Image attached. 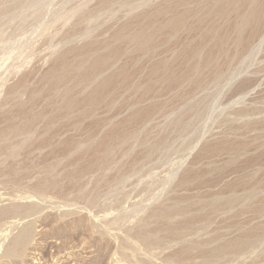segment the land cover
I'll return each instance as SVG.
<instances>
[{"label": "rangeland", "instance_id": "rangeland-1", "mask_svg": "<svg viewBox=\"0 0 264 264\" xmlns=\"http://www.w3.org/2000/svg\"><path fill=\"white\" fill-rule=\"evenodd\" d=\"M173 5L0 0V264H175L167 260L171 251L194 239L210 249L253 234L255 242L225 249L215 264H264V90L254 92V40L224 78H207L193 91H186L190 80L167 87L161 73L151 71L154 62L179 65L191 55V46L183 50L188 42L200 46V55L212 44L202 40L206 21L191 27L188 39L157 37L140 53L131 34L159 26ZM160 8L168 12L160 15ZM233 19H217V29ZM114 32L125 41L109 39ZM97 42L124 49L110 70L119 74L126 66L128 83L118 87L122 79L116 77L106 89L112 98L103 93V102L88 112L87 92L80 94L85 88H73L80 103L67 113L58 105L59 87L54 93L47 85L63 59L79 57L75 51L58 55ZM248 78L252 88L237 90ZM156 102L160 107L151 106ZM97 140L110 145L108 154L97 149ZM230 196L235 202L224 205ZM179 207L205 215L184 226L189 214L157 213ZM28 224L32 236L24 254L7 256V246ZM144 235L163 238L170 248L146 245ZM193 254L186 264L200 260L198 251Z\"/></svg>", "mask_w": 264, "mask_h": 264}, {"label": "bare ground", "instance_id": "bare-ground-1", "mask_svg": "<svg viewBox=\"0 0 264 264\" xmlns=\"http://www.w3.org/2000/svg\"><path fill=\"white\" fill-rule=\"evenodd\" d=\"M103 1H105V0H103ZM173 2H174V5H173L174 9L168 15V17L166 15L167 19L163 23H161L159 26L155 27L153 30H150V31H145L144 29L143 30L141 29L140 32L137 31L138 33L136 32V34L132 33L133 35L131 34L130 38H129V35L127 36L129 39H131V41L136 40V42L135 41L134 42L136 43V45L138 47L137 49L139 50V52L140 53L146 52L152 46V44H154L155 39H157V37L158 38L159 37L164 38L168 35H172V36L173 35H179V37H181L184 35L185 36L184 38L188 39L191 36V29H192L191 27L195 28V30H196V28H198L201 25L200 23L205 24L206 21L209 22V23L207 22V24H209V25L206 26L205 33H202L203 34L202 40L203 41L205 40L209 44L210 43H212V44L210 47L208 46L206 49H204L203 50L204 53L203 54L201 53V55H200V53H199V49H200L199 47L200 46L199 45L193 46L192 42L190 43L187 41L188 43L186 45H184L185 48L183 50L185 52L186 47L191 46L192 52H191V55L186 57L179 65L175 64L171 60H170L171 62H168L165 60L163 62L161 61L158 63L154 62V64L152 63L153 64L152 70L151 69L150 70L151 71L155 70L154 72H160L161 73L160 78L161 79L164 78V80H166V86L167 87H172L174 85H178L183 80H188V81L190 80V81H192L191 85H189L187 87L186 91H190V90L193 91L192 89L198 88L199 86L202 85L203 80L207 82V78H211L212 80L213 79L219 80L222 77L224 78V76L229 75L228 71L231 70L233 67L235 69V66L239 63L240 59H242L241 58L242 55L251 48V46L253 44V40H254V62H256V63L258 62V64L254 67V77H253L254 78V92L261 94L262 91L264 90V62H262V61H264V51H263L264 48H262V47H264V0H173ZM162 10L163 9H161L159 12L160 15L166 14V12H168V11H165V10L162 11ZM230 16H233V18H234L233 21H230L227 25H225L224 29L223 28H221L220 30H219V28L217 29L218 26L215 24L216 20L222 19V21H223V19H227ZM190 20L192 21V23H190L191 25L188 26L187 24L189 23ZM218 25H220V24H218ZM123 26H121V27H123ZM186 26L189 27L190 30H187L186 32H182ZM124 27H123V30H125ZM189 28H187V29H189ZM121 30H120V32H121ZM110 35L111 36L109 37V39H113V40H117V41L124 40L123 39L124 36H122L121 33H119V32H116V33L114 32L113 35L112 34H110ZM100 40H104V39H100ZM177 40L178 39H176V41ZM105 41L107 42L108 40H105ZM97 43H95V44H97ZM108 43H106L105 48L100 47L101 43H98L99 48H94L97 45L95 46V44L93 45L92 43L91 44L88 43V44H85L82 46L79 45L80 47H74L72 45L73 48H69L70 49L69 51H66V50L62 51L61 50V54L59 52L56 53L57 55L60 54V55H58V57L60 56V58L61 57L64 58V55L66 53L67 54L69 53L68 55H70V53L72 51H75L76 53H78V56H76V57H79V59L70 61L69 57L67 56L68 58L67 57L66 58L69 60V61H67V60H64L62 58L64 61L63 60L61 61L60 65H59L60 66L59 69H57V70L55 69V71L57 73L55 74V71H53L55 76H54V78H53V76L51 77V78H53V80H50V85H47V86H50L51 91H53L54 89L59 87V89H57V90L58 91L61 90L62 93H59V92L56 93V98L59 100V103H61V104L56 103L57 100L54 102H50V103L63 105L64 110L67 111V113H68L69 111L73 110L74 107H76L80 103L78 96H77L79 94V92H78V94L74 93L76 88H78V87L85 88L83 93L80 92V94L82 95L85 92H87L86 95L83 97V99H85L86 101L87 100L89 101L88 107L86 108V111L88 112V111L93 110L101 102H103L102 100L100 101L99 99H101V97L104 96L103 93L106 92L107 87L109 86V84L112 81L115 80L116 77H118V76L121 77L122 80L121 79L120 80L122 82L119 83L120 85H118L117 84L118 81H117V83L115 85H117L118 87H121L122 84H123V86L126 85L125 82L127 81V78H128L126 66L124 68H121L122 66L120 67L119 74L111 72V70H110V69H113L115 67L113 65V63L115 64L114 58L116 56H118L119 54H121V52L124 49L121 51L120 46L114 47L115 45L110 46ZM91 45H93L94 47L92 48ZM103 45H104V43H103ZM215 49H217V51ZM214 50L216 52H214ZM58 51H60V49ZM54 54H55V52H54ZM183 54H182V56H183ZM217 55H219L220 58H217L216 57ZM258 55H260L259 58H257ZM55 57H56V55H55ZM199 58H200V60H199ZM255 60H257V61H255ZM112 61H114V62L112 63ZM141 65H142V63H141ZM112 66H114V67L111 68ZM56 68H58V67H56ZM176 73H179V75L176 76ZM225 78H227V77H225ZM69 81H71L73 83V85H75V86H71V83L69 85ZM247 81L248 82H246L245 84L242 83V85H239L237 90L240 91L242 89L243 92L245 89L250 90L252 88L251 87L252 84H250V83H253L252 82L253 80H251V79L249 80V78H248ZM126 83H128V82H126ZM182 84H183V82H182ZM188 84L189 83L187 82V85ZM61 86H63V87H61ZM261 86H262V88H260ZM60 88H62V89H60ZM73 88H75V90ZM50 90L48 92H50ZM125 90H126V87H125ZM247 90H246V92H247ZM148 91L149 92L151 91L150 87H149ZM46 92H47V90H46ZM51 94H52V92H51ZM80 94H79V96H80ZM183 94L185 95L186 93H183ZM108 95L110 98H112L111 97L112 93L108 94ZM51 97H52V95H51ZM52 98H51V100L53 101ZM98 100L100 101V103L98 102ZM78 101H79V103H78ZM82 101L83 100L81 99V102ZM106 103H107V101H106ZM125 105H123V106H125ZM159 105H160V103L156 102V103H153L151 106L158 108ZM64 110H62V112ZM132 111H134V110L132 109ZM256 112H257V110H256ZM39 116L40 115L36 114L33 117V119H37ZM178 120H175V122H177ZM184 120H186V119H184ZM181 122L183 124V121H181ZM187 123H185L186 126H187ZM182 124H181V126H182ZM29 127L30 126H28V129H30ZM31 128H33V127L31 126ZM132 130H134V129H132ZM121 137H123V136H121ZM116 139H118V138H116ZM98 141L99 140H97L95 142H98ZM104 142H105V140H104ZM104 142H98V144L96 143V147H97V149L102 148L103 153L106 155V154H108L107 152L110 149V145H108ZM234 143H235V141H233V140L229 141L230 145H234ZM78 147H75V149ZM83 150H85V149H83ZM68 175L70 176V174H68ZM235 198L230 196L228 199H225L224 205H230V204L234 203L236 200ZM208 202H210V201H208ZM244 202H245V200H244ZM212 206L216 207L217 205H211V207ZM188 208L179 207L177 209H173V211H172V209H168V208L167 209H159L157 213H159L165 217H167L168 215L175 213V212L178 214H183V215L186 214L187 215V214L191 213V212H189L190 209H188ZM219 208L220 207H218V209ZM222 208H223V206H222ZM259 208H261V207H259ZM194 211L195 210H193V212ZM253 211H254V209H253ZM258 211H260V210H258ZM204 215H202V212L197 213V211H196V213H192V215H190V217L187 220L182 222L181 225H184V226L191 225L190 224L191 222H194V221H197V220L203 218ZM137 228H138V226H137ZM181 229H179V230H181ZM172 230L174 231V228L171 229L170 233L173 234L174 236H176L177 233H174ZM169 231H170V229H169ZM248 234H253V233H248ZM31 236H32L31 225L28 224L26 226H23V228L20 230L18 235H16L11 240L10 244L7 246V248H6L7 256L8 255L9 256L10 255L11 256L12 255L13 256H15V255L16 256H22L24 254V251L27 249V247L31 241ZM177 236H180V235H177ZM254 236L255 235L253 234V235H248L247 237H244V238H238V239H234V240L231 239L232 241H230V242L225 241L227 243L220 242V243L216 244V247H213L210 249L209 248L207 249L205 247L206 242L203 243L202 239L201 240L198 239V241H196L197 239L196 240L194 239V241L187 243V245L185 247L171 251L172 253H171V255H169L167 257V260H170V259H168L169 257H173L174 259L172 258V261L174 260L175 264H177V263L178 264L179 263L186 264V263H189L187 261L188 260L190 261L191 257H193V259H194L195 255L193 254L194 255L193 256L192 253L198 251L199 257H197V258H199L200 260L197 262L193 261L194 263L192 262L190 264H215L218 261V259L221 258V256L223 255V252L225 249H227V248H232L234 250H239L241 248L243 249L244 246L250 245L253 242H255ZM164 238H165V236H164ZM143 242L146 245H151V244L153 245L154 244V245H156V247L161 248L163 251L167 247L170 248L169 243L165 242L163 238H158V237L150 238V237H147L144 235L143 236ZM165 243H167L168 246ZM210 245L211 244H209V246ZM150 250H152V249H150ZM157 254H159V253H157ZM172 261H169V262L167 261V262L170 263ZM145 264H152V263H149L148 261H146Z\"/></svg>", "mask_w": 264, "mask_h": 264}]
</instances>
